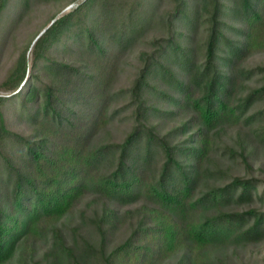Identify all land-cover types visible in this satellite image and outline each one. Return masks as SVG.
I'll use <instances>...</instances> for the list:
<instances>
[{
  "label": "trees",
  "instance_id": "obj_1",
  "mask_svg": "<svg viewBox=\"0 0 264 264\" xmlns=\"http://www.w3.org/2000/svg\"><path fill=\"white\" fill-rule=\"evenodd\" d=\"M169 1L158 15L153 0H0V43L34 5L60 4L1 83L0 264L50 232L80 264L50 227L84 202L101 241L85 251L101 264H209L217 244L264 241V178L251 162L264 147V65H248L264 50V0ZM141 43L131 83L116 87ZM124 107L130 131L105 140Z\"/></svg>",
  "mask_w": 264,
  "mask_h": 264
},
{
  "label": "rangeland",
  "instance_id": "obj_2",
  "mask_svg": "<svg viewBox=\"0 0 264 264\" xmlns=\"http://www.w3.org/2000/svg\"><path fill=\"white\" fill-rule=\"evenodd\" d=\"M153 1H156V5L158 6V15L168 11L172 6L169 0ZM72 5L73 4L68 5L63 11L69 9ZM59 6V3L34 5L29 15H27L25 19L7 35L6 39L0 43V93H5L1 89V83L18 54L43 24L47 22L50 16L57 12ZM162 33L163 30H161V28H155L150 32V36L161 35ZM144 45V43H141L133 54L124 57V70L119 80L116 82V87L128 86L131 83L140 65L137 52ZM248 65L254 67L256 65H264V50L250 57ZM257 82L259 81L254 79L252 85ZM119 103L121 106L125 105V107H130L129 101L124 98H122ZM260 106L259 104L258 107ZM125 107L122 114L116 120L117 123L114 125L112 133L114 137H109L108 135L109 138L106 137L105 140H122L127 132L130 131L132 126L131 109ZM9 121L16 129H26L25 126H20L13 116L9 117ZM163 123L166 127H169V124L171 125L170 121H164ZM237 129H239V127H231L229 135L224 137L229 144H232L237 138ZM255 149V154H253L251 162L254 164L256 175L264 178V147L258 146ZM220 160L222 165L233 167L234 173H242L244 171L243 165L237 163L238 161H234L227 157H221ZM89 200H91V196ZM84 205H86L85 202L78 207L76 212L66 215L55 224H52L50 228H52V231L55 227L60 229L63 237H65L66 244L74 247L80 264H101L96 258L87 254L85 249L89 247L84 244V241H88L97 248L101 244L99 233L92 220L97 207L96 205H92L87 209V213L84 215V213L81 212ZM126 234V226L110 231L108 234L107 248L109 249L118 244L125 238ZM29 242L27 249L24 250L21 246L18 252L5 264H52L53 262H57L58 264H72V260L65 252L63 253L55 249L51 232L46 235H40ZM206 254L209 264H264V241L247 247L217 244L211 247V249H208ZM171 263L172 261H167L161 264Z\"/></svg>",
  "mask_w": 264,
  "mask_h": 264
}]
</instances>
